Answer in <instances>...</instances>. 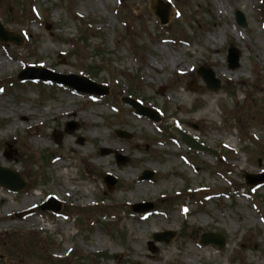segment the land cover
Returning a JSON list of instances; mask_svg holds the SVG:
<instances>
[{
  "label": "rangeland",
  "instance_id": "rangeland-1",
  "mask_svg": "<svg viewBox=\"0 0 264 264\" xmlns=\"http://www.w3.org/2000/svg\"><path fill=\"white\" fill-rule=\"evenodd\" d=\"M154 1L0 0V23L22 37L0 42V63H9L0 69V165L26 181L19 193L0 186V264H264V183L249 190L244 181L264 171L263 0H163L166 25ZM30 65L89 73L110 92L18 80ZM198 66L213 70L219 91ZM126 89L161 111L160 122L124 105ZM173 126L222 160L191 152ZM114 152L129 160L118 165ZM60 161L69 179L58 177ZM144 170L154 177L139 181ZM106 174L116 180L110 192ZM50 195L61 201L57 214L36 208ZM138 203L153 208L132 211ZM164 231L173 233L167 243L153 240ZM206 232L225 246L202 245Z\"/></svg>",
  "mask_w": 264,
  "mask_h": 264
},
{
  "label": "water",
  "instance_id": "water-1",
  "mask_svg": "<svg viewBox=\"0 0 264 264\" xmlns=\"http://www.w3.org/2000/svg\"><path fill=\"white\" fill-rule=\"evenodd\" d=\"M152 8L155 14L159 17L160 22L162 24H165L168 22V19H169L168 4L158 0L152 5ZM236 21L241 26H245L244 17L238 11L236 12ZM0 40L5 41V42H13L17 45L21 44V38L15 33L6 31L1 24H0ZM227 61H228V66L231 69H234L238 66L239 52L237 49L230 48L228 50ZM196 74L203 79L207 89H210L213 91H218L220 89V82L217 78H215L214 72L210 68L199 67L196 71ZM18 78L21 80L43 79L47 81H55L60 84L70 86L79 92H86L89 94H97V95L108 94V87L97 84L84 76H79V75H74V74L63 75V74L55 73L51 70H48L42 67H39V68L28 67L18 74ZM122 101L124 103L131 105L135 113L139 115L147 116L154 121L159 120L157 113L153 109L142 106L139 102L129 97H123ZM75 126L76 125L74 123H67L66 131L69 132L73 130ZM173 131L176 133V135L181 140H183L191 148L199 150V151H207V152H210L216 155V153L213 150L198 144L192 137H190L186 133L178 129H173ZM115 133L121 137H129V134L124 131L116 130ZM55 139L58 140V136H55ZM101 152L102 154H107V153H110L111 151L108 149H101ZM115 157H116L118 164H124L127 161V158L119 154H116ZM152 177H153V172L145 170L143 171L139 179L145 180V179H151ZM245 181L248 185L261 184L264 182V174H246ZM104 182L106 183L108 190L111 191V189L113 188L115 184V180L113 179V177L110 175H107L104 178ZM0 185L6 187L8 190L13 191V192L21 191L22 189L26 187V183L21 175H19L15 171H12L11 169L4 168L2 166H0ZM39 207L41 209H50L54 212H58L60 210V203L56 201L53 197H50L45 203H43ZM151 208H152L151 203L133 205L132 207L134 211H145ZM172 236H173V233L171 232H163V233H155L153 235V238L154 240H157V241L163 240L165 242H168ZM201 243L204 245L216 244L219 248H222L224 246V238L220 234L204 233L201 236Z\"/></svg>",
  "mask_w": 264,
  "mask_h": 264
},
{
  "label": "bare ground",
  "instance_id": "bare-ground-1",
  "mask_svg": "<svg viewBox=\"0 0 264 264\" xmlns=\"http://www.w3.org/2000/svg\"><path fill=\"white\" fill-rule=\"evenodd\" d=\"M4 65H9V63H6V62H1L0 63V69L2 68V66H4ZM62 113H71L72 115H75L76 113L75 112H71V111H69V112H67V111H63ZM24 119L25 120H28L29 118H28V116L25 114L24 115ZM16 125V123H11L10 125H9V127H13V126H15ZM85 136H81L80 137V139L81 140H83V138H84ZM63 158V157H62ZM55 167H57L58 168V177L61 179V178H66V179H69L68 177L70 176V174H69V171L70 170H68L67 168L69 167V165H65V164H63V162L62 161H60L59 162V164H57ZM61 168H64V169H66L65 171H62V169ZM68 184V181H65V185H67Z\"/></svg>",
  "mask_w": 264,
  "mask_h": 264
},
{
  "label": "trees",
  "instance_id": "trees-1",
  "mask_svg": "<svg viewBox=\"0 0 264 264\" xmlns=\"http://www.w3.org/2000/svg\"><path fill=\"white\" fill-rule=\"evenodd\" d=\"M82 39H84V37H82ZM89 70H93V67L90 66V69ZM91 72V71H90Z\"/></svg>",
  "mask_w": 264,
  "mask_h": 264
}]
</instances>
